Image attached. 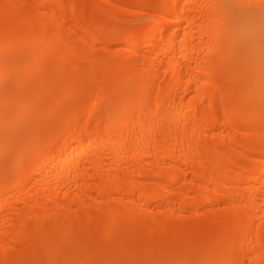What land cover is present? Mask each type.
<instances>
[{
  "label": "bare ground",
  "instance_id": "1",
  "mask_svg": "<svg viewBox=\"0 0 264 264\" xmlns=\"http://www.w3.org/2000/svg\"><path fill=\"white\" fill-rule=\"evenodd\" d=\"M0 264H264V0H0Z\"/></svg>",
  "mask_w": 264,
  "mask_h": 264
},
{
  "label": "rangeland",
  "instance_id": "2",
  "mask_svg": "<svg viewBox=\"0 0 264 264\" xmlns=\"http://www.w3.org/2000/svg\"><path fill=\"white\" fill-rule=\"evenodd\" d=\"M131 20H137V19H131Z\"/></svg>",
  "mask_w": 264,
  "mask_h": 264
}]
</instances>
